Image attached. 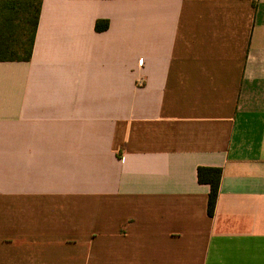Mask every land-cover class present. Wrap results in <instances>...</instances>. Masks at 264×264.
<instances>
[{"label":"crops","instance_id":"1","mask_svg":"<svg viewBox=\"0 0 264 264\" xmlns=\"http://www.w3.org/2000/svg\"><path fill=\"white\" fill-rule=\"evenodd\" d=\"M0 264H264V0H42L0 61Z\"/></svg>","mask_w":264,"mask_h":264},{"label":"trees","instance_id":"2","mask_svg":"<svg viewBox=\"0 0 264 264\" xmlns=\"http://www.w3.org/2000/svg\"><path fill=\"white\" fill-rule=\"evenodd\" d=\"M41 8L42 0H0V61H29L32 58ZM107 27L106 20L96 23L98 31ZM197 175L199 182L210 185L207 211L213 216L222 168L200 166Z\"/></svg>","mask_w":264,"mask_h":264}]
</instances>
